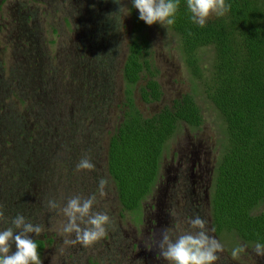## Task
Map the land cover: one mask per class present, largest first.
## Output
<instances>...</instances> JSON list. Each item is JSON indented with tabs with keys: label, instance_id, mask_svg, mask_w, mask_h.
<instances>
[{
	"label": "rangeland",
	"instance_id": "1",
	"mask_svg": "<svg viewBox=\"0 0 264 264\" xmlns=\"http://www.w3.org/2000/svg\"><path fill=\"white\" fill-rule=\"evenodd\" d=\"M116 2L121 4L0 0V205L5 215L20 213L44 226L40 236L31 237L42 243V264H167L153 242L159 241L160 228L183 234L191 231L189 220L196 215L206 221L208 235L224 246L216 264H264L254 243L215 234L211 228L208 192L223 123L184 67L177 36L158 23L148 26L142 21V26L162 95L157 102H141L140 80L133 90L135 107L149 116L191 91L202 122L195 128L177 125L137 212L120 208L105 154L121 115V66L133 6L131 0ZM121 6L128 15H113ZM210 57V48L199 51L202 66H208ZM84 156L94 171L76 170ZM101 177L108 181L103 195L98 190ZM93 195V211L112 221L107 234L88 247L64 244L74 234L63 233L67 218L59 210L50 211L47 200L55 198L63 206L73 196ZM261 211L264 201L253 209ZM6 226L0 224V229ZM238 245H246V250L233 258Z\"/></svg>",
	"mask_w": 264,
	"mask_h": 264
},
{
	"label": "trees",
	"instance_id": "2",
	"mask_svg": "<svg viewBox=\"0 0 264 264\" xmlns=\"http://www.w3.org/2000/svg\"><path fill=\"white\" fill-rule=\"evenodd\" d=\"M225 2L228 13L200 27L191 22L186 0H179L176 22L168 27L178 38L184 67L223 123L208 192L211 228L264 244V211L253 213L264 201V0ZM130 11L121 115L107 140L105 167L120 208L137 212L156 179L165 142L179 123L195 128L202 118L191 91L149 116L135 107L138 81L141 102H157L162 93L139 12ZM203 48L211 49L208 66L199 60Z\"/></svg>",
	"mask_w": 264,
	"mask_h": 264
},
{
	"label": "clouds",
	"instance_id": "3",
	"mask_svg": "<svg viewBox=\"0 0 264 264\" xmlns=\"http://www.w3.org/2000/svg\"><path fill=\"white\" fill-rule=\"evenodd\" d=\"M115 3L116 0H114ZM132 6L138 10L139 19L146 25L160 24L172 26L176 22L179 0H131ZM121 4V3H117ZM231 5L225 0H186V8L192 23L204 27L210 17H222L228 13ZM128 15L127 8L121 6L118 14ZM112 15V16H113ZM99 57V56H97ZM96 57V58H97ZM76 170L94 171L95 165L88 156H84L76 165ZM108 181L101 177L98 180V190L104 194ZM95 196L82 198L73 196L63 206L55 198L47 200L50 211L59 210L67 218L63 225V233L68 237L64 244H81L91 246L107 234V228L112 224L105 213L93 211ZM0 224L7 225L0 229V264H42L38 246L33 235L38 237L44 231V226L33 224L17 213L7 217L3 205H0ZM191 231L176 234L170 227L159 230V241L154 239V246L159 256L167 264H216L218 254L224 251V246L214 237L208 235L206 221L199 215L189 220ZM15 245V252L12 247ZM246 245H238L232 249V257L238 258L246 250ZM254 252L264 257V244L256 243Z\"/></svg>",
	"mask_w": 264,
	"mask_h": 264
}]
</instances>
